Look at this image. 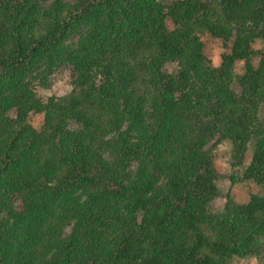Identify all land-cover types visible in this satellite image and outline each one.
Listing matches in <instances>:
<instances>
[{"label": "trees", "instance_id": "1", "mask_svg": "<svg viewBox=\"0 0 264 264\" xmlns=\"http://www.w3.org/2000/svg\"><path fill=\"white\" fill-rule=\"evenodd\" d=\"M262 106L264 0H0V264H264Z\"/></svg>", "mask_w": 264, "mask_h": 264}, {"label": "rangeland", "instance_id": "2", "mask_svg": "<svg viewBox=\"0 0 264 264\" xmlns=\"http://www.w3.org/2000/svg\"><path fill=\"white\" fill-rule=\"evenodd\" d=\"M77 1V0H70ZM165 3L171 0H161ZM203 41L208 46L215 64H218L219 56L222 53V47L220 43L210 36L203 37ZM242 63H238L235 67L236 72L241 70ZM173 67H171L172 69ZM68 72L59 71L53 73L48 78V86L45 89H40L41 95L46 98L52 95L60 96L65 94L69 89ZM258 116L262 122H264V106L260 107ZM32 122L38 129L41 125L42 117L33 116ZM212 146V144L210 145ZM213 168L216 172V186L219 190V196H217L210 205V212L218 213L224 208L225 203L228 200L233 201L235 204L246 203L250 196H260L264 198V186H258L252 181H240L242 172L249 163L252 156V144H249V148L245 155L243 164L241 166H234L232 160V147L227 141H220L213 145ZM237 179V180H236ZM231 264H262L257 258H235L231 261Z\"/></svg>", "mask_w": 264, "mask_h": 264}]
</instances>
